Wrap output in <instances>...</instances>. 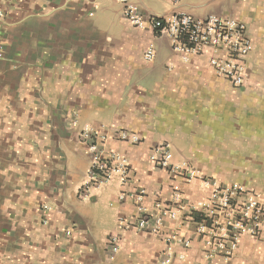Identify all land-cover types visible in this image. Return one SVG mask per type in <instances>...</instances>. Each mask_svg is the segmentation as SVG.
<instances>
[{
  "label": "crops",
  "instance_id": "1",
  "mask_svg": "<svg viewBox=\"0 0 264 264\" xmlns=\"http://www.w3.org/2000/svg\"><path fill=\"white\" fill-rule=\"evenodd\" d=\"M130 1L147 19L181 12L243 22L253 42L248 82L236 88L215 74L208 54L186 61L168 36L129 22L118 0H0V264H161L170 233L192 243L171 264H264V241L252 236L229 261L207 259L192 215L165 218L155 235L135 226L141 205L155 217L175 209L180 193L185 215L212 193L201 178L155 165L159 145L173 165L239 184L264 206V0ZM85 127L102 129L105 152L126 158L125 183L115 175L85 193Z\"/></svg>",
  "mask_w": 264,
  "mask_h": 264
},
{
  "label": "built area",
  "instance_id": "2",
  "mask_svg": "<svg viewBox=\"0 0 264 264\" xmlns=\"http://www.w3.org/2000/svg\"><path fill=\"white\" fill-rule=\"evenodd\" d=\"M118 1L123 6V16L129 22L139 29L150 27L161 35L168 36L173 50L183 55L186 61L193 56L208 54L215 74L227 79L236 88L246 86L249 76L246 58L253 50V42L243 22L216 14L194 17L181 12L163 19H147L130 0ZM171 1L177 3L180 0ZM154 57L155 52L151 47L145 52L144 59L146 62H152ZM119 136L132 144L141 141L139 135L130 131H120ZM81 137L88 141V150L92 157L88 182L84 186L85 193L110 182L115 175H119L121 182L125 183L129 174L128 161L121 153L105 152L102 147L105 140L102 129L85 127ZM150 160L158 167L170 169L172 173L184 174L187 181L201 178L206 187L212 188V193L208 202L199 203L197 208H191L185 215L182 214L186 208L182 204L180 193L174 194L177 203L175 209H160L155 217L150 216L147 209L141 205L140 218L135 224L138 230L155 235L161 232L167 217L177 220L183 216L192 220L191 215L195 216L193 221L196 232L206 248V258H220L224 261L232 258L243 236H252L264 241V206L259 202L258 195L246 192L239 184L221 185L212 179L200 177L199 172L188 164L173 165L168 145L155 147ZM145 194V191L141 190L134 198L138 203H142ZM119 224L123 229L130 227L124 218H120ZM164 238L166 251L161 264H171L175 258L184 259V253L178 252V248L189 249L191 240L175 233H170ZM119 242L120 236L111 237L110 247L113 253L119 250Z\"/></svg>",
  "mask_w": 264,
  "mask_h": 264
}]
</instances>
